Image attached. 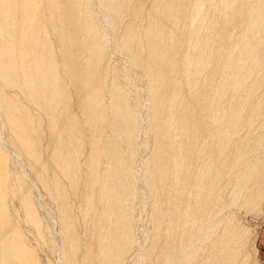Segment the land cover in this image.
<instances>
[{
  "label": "bare ground",
  "instance_id": "bare-ground-1",
  "mask_svg": "<svg viewBox=\"0 0 264 264\" xmlns=\"http://www.w3.org/2000/svg\"><path fill=\"white\" fill-rule=\"evenodd\" d=\"M261 214L264 0H0V264H255Z\"/></svg>",
  "mask_w": 264,
  "mask_h": 264
},
{
  "label": "rangeland",
  "instance_id": "rangeland-1",
  "mask_svg": "<svg viewBox=\"0 0 264 264\" xmlns=\"http://www.w3.org/2000/svg\"><path fill=\"white\" fill-rule=\"evenodd\" d=\"M250 219V220H249ZM243 224L251 231V247L255 264H264V214L252 216Z\"/></svg>",
  "mask_w": 264,
  "mask_h": 264
}]
</instances>
